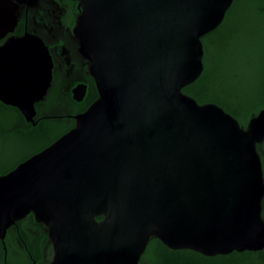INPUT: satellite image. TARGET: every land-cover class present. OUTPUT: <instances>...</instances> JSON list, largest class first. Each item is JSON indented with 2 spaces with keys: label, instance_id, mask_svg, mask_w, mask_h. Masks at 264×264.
<instances>
[{
  "label": "water",
  "instance_id": "1",
  "mask_svg": "<svg viewBox=\"0 0 264 264\" xmlns=\"http://www.w3.org/2000/svg\"><path fill=\"white\" fill-rule=\"evenodd\" d=\"M78 1L74 33L99 96L0 175V237L33 212L49 228L50 264H140L153 237L206 255L262 249L264 109L244 126L183 91L234 0ZM52 69L39 36L12 38L0 47V99L31 120Z\"/></svg>",
  "mask_w": 264,
  "mask_h": 264
},
{
  "label": "flooded vegetation",
  "instance_id": "2",
  "mask_svg": "<svg viewBox=\"0 0 264 264\" xmlns=\"http://www.w3.org/2000/svg\"><path fill=\"white\" fill-rule=\"evenodd\" d=\"M80 13L78 0H0V47L12 38L34 34L44 41L53 60L51 87L36 103L31 120L17 106L0 99V120L5 122L0 127V169H4L0 175L50 145L57 132L75 127V115L85 111L78 108L90 106L99 96L90 63L74 33ZM81 86L85 92L78 100L76 90ZM258 149L264 171V141ZM249 251L264 263V247ZM54 254L49 228L33 212L15 221L0 237V264H50Z\"/></svg>",
  "mask_w": 264,
  "mask_h": 264
},
{
  "label": "trees",
  "instance_id": "3",
  "mask_svg": "<svg viewBox=\"0 0 264 264\" xmlns=\"http://www.w3.org/2000/svg\"><path fill=\"white\" fill-rule=\"evenodd\" d=\"M202 40L204 70L183 91L200 103L221 105L247 126L251 117L264 109V0H234L223 22ZM88 106L78 110H86ZM2 123L5 122L0 120V127ZM65 130L57 132L51 142ZM262 263L260 257L249 250L206 255L188 248H170L156 237L151 239L140 261V264Z\"/></svg>",
  "mask_w": 264,
  "mask_h": 264
}]
</instances>
